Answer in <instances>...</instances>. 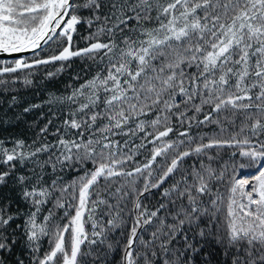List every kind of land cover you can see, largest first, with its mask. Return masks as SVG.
<instances>
[{
    "label": "snow or ice",
    "instance_id": "obj_1",
    "mask_svg": "<svg viewBox=\"0 0 264 264\" xmlns=\"http://www.w3.org/2000/svg\"><path fill=\"white\" fill-rule=\"evenodd\" d=\"M5 55L0 264H264V0H0Z\"/></svg>",
    "mask_w": 264,
    "mask_h": 264
},
{
    "label": "trees",
    "instance_id": "obj_2",
    "mask_svg": "<svg viewBox=\"0 0 264 264\" xmlns=\"http://www.w3.org/2000/svg\"><path fill=\"white\" fill-rule=\"evenodd\" d=\"M76 40L78 42V46L80 47L85 46L84 41L79 39V37H76ZM40 54L42 56L47 55L49 54V50L45 48L44 51L41 52ZM0 59H10V58H0ZM79 63L80 61H77V64ZM73 67L76 68V65H73ZM43 71L44 69L42 67L36 72L35 79L39 84L38 89H24L21 85H17V87L20 88L21 94L25 97V99L32 102H40L47 95L48 92L56 91V90L62 91L63 89H65L66 86L74 83V81L71 79L73 75L71 71H66L65 73H63L60 77L57 78V80L54 83L43 79ZM36 90H38L43 95L40 96L34 95V92ZM29 119H31V117H29ZM22 127L23 126H21L20 128L12 129L10 130V132L0 131V137H7L9 135L18 136L22 131ZM193 131L195 132L196 130L194 129ZM205 131H207V129H205ZM28 138L31 139V134H28ZM172 138L175 139V134H173ZM226 155L227 153H225V156ZM249 171H254V170H249ZM72 175L74 174L73 173L67 174L65 177L66 180L70 179Z\"/></svg>",
    "mask_w": 264,
    "mask_h": 264
},
{
    "label": "water",
    "instance_id": "obj_3",
    "mask_svg": "<svg viewBox=\"0 0 264 264\" xmlns=\"http://www.w3.org/2000/svg\"><path fill=\"white\" fill-rule=\"evenodd\" d=\"M0 58H9V57H7V56L5 55V56H0Z\"/></svg>",
    "mask_w": 264,
    "mask_h": 264
}]
</instances>
